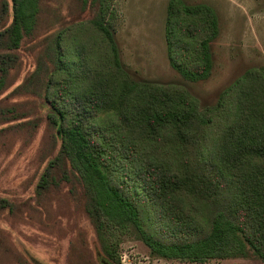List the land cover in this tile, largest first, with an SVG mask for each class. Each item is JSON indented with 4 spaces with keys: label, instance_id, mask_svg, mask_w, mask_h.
<instances>
[{
    "label": "trees",
    "instance_id": "obj_1",
    "mask_svg": "<svg viewBox=\"0 0 264 264\" xmlns=\"http://www.w3.org/2000/svg\"><path fill=\"white\" fill-rule=\"evenodd\" d=\"M12 4L8 26V3L0 4V93L44 0ZM83 4L91 18L48 34L35 70L18 86L44 97L60 140L41 190L61 181L78 186L75 194L85 198L113 263L119 262L114 238L129 232L151 256L264 262V69L248 67L220 90L216 104L202 107L181 84L132 78L109 0ZM218 34L212 6L170 0L168 57L185 80L209 77Z\"/></svg>",
    "mask_w": 264,
    "mask_h": 264
},
{
    "label": "rangeland",
    "instance_id": "obj_2",
    "mask_svg": "<svg viewBox=\"0 0 264 264\" xmlns=\"http://www.w3.org/2000/svg\"><path fill=\"white\" fill-rule=\"evenodd\" d=\"M3 1L9 7L8 26L13 4L12 0L0 4ZM184 1L208 4L218 14L212 70L200 81L185 80L170 63L166 37L170 0H109L110 20L132 78L181 84L202 107L212 106L220 90L248 67L264 69V0ZM92 13L83 0H44L33 33L16 50L18 62L10 71L9 86L0 93V264H264L254 256L205 263L151 256L149 247L130 232L114 238L119 262L113 263L101 249L85 198L79 190L75 194L78 186L61 181L41 190L40 178L60 140L57 129L49 125L53 110L44 97L18 86L35 70L48 34L69 22L89 19ZM151 211L158 221L154 208Z\"/></svg>",
    "mask_w": 264,
    "mask_h": 264
}]
</instances>
